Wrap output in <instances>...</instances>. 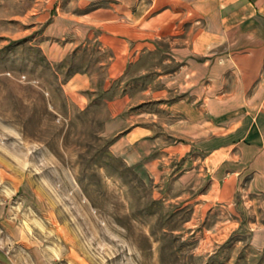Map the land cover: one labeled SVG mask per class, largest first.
<instances>
[{"label":"rangeland","instance_id":"rangeland-1","mask_svg":"<svg viewBox=\"0 0 264 264\" xmlns=\"http://www.w3.org/2000/svg\"><path fill=\"white\" fill-rule=\"evenodd\" d=\"M45 9V0H0V264H264L249 229L220 234L240 206L207 213L174 162L157 179L114 155L103 134L104 98L114 92L131 94L132 121L169 123L147 93L177 67L169 44L130 66L114 92L83 101L66 82L102 55L90 45L48 60Z\"/></svg>","mask_w":264,"mask_h":264},{"label":"crops","instance_id":"crops-1","mask_svg":"<svg viewBox=\"0 0 264 264\" xmlns=\"http://www.w3.org/2000/svg\"><path fill=\"white\" fill-rule=\"evenodd\" d=\"M45 3L38 19L48 60L65 61L90 45L102 55L66 82L83 101L114 92L130 66L169 44L177 67L161 72L160 87L147 92L169 123L158 129L132 121L131 94L114 92L104 98L110 150L157 179L174 162V176L194 191L200 209L241 207L236 220L222 221L221 235L249 229L253 245L264 248V0Z\"/></svg>","mask_w":264,"mask_h":264}]
</instances>
